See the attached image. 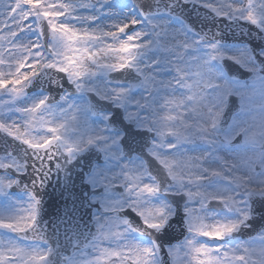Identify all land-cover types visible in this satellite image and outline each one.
Masks as SVG:
<instances>
[{"label":"snow or ice","instance_id":"1","mask_svg":"<svg viewBox=\"0 0 264 264\" xmlns=\"http://www.w3.org/2000/svg\"><path fill=\"white\" fill-rule=\"evenodd\" d=\"M0 133V264H264V0H0Z\"/></svg>","mask_w":264,"mask_h":264},{"label":"water","instance_id":"2","mask_svg":"<svg viewBox=\"0 0 264 264\" xmlns=\"http://www.w3.org/2000/svg\"><path fill=\"white\" fill-rule=\"evenodd\" d=\"M143 3V0H140ZM221 30H224L225 25L221 23L219 25ZM215 31V28L213 29ZM225 40L231 42L232 36L225 32L224 36ZM7 140L11 143V138L6 137L3 133H0V155H4V141ZM24 181L27 182V177L24 178ZM13 192H18L19 189L15 187L11 190ZM43 200H44V219L48 223L49 231L52 230L53 225H57L60 227L61 231L70 228L73 226V222L69 221L67 217L63 215V205L65 201L61 197V193L59 191L57 177L53 175L52 180L48 183L46 190L43 192ZM85 219H88L85 217ZM61 220H64V223H61ZM176 234H179V228L176 229ZM255 235V232L251 230H246L245 236L243 238H248L249 236ZM63 238V237H62ZM182 240L183 237H180ZM178 242L177 240H173V243ZM68 255L71 254V250L68 251Z\"/></svg>","mask_w":264,"mask_h":264}]
</instances>
